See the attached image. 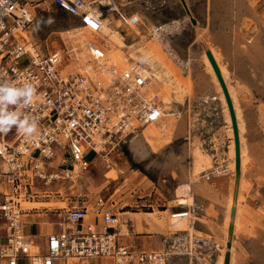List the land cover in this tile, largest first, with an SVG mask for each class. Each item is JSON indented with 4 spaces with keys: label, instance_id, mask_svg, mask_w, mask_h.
<instances>
[{
    "label": "built area",
    "instance_id": "2783aa9c",
    "mask_svg": "<svg viewBox=\"0 0 264 264\" xmlns=\"http://www.w3.org/2000/svg\"><path fill=\"white\" fill-rule=\"evenodd\" d=\"M41 7H54L93 33L101 29L102 13L115 14L123 24L127 18L117 0H0V79L34 84L37 94L22 111L38 121L39 131L31 138L16 128L0 134V159L7 157V171L0 165V183L8 187V192H0V264H72V259L101 258L112 264H168L163 252L134 251L123 245L118 217L105 208L102 198L95 201L93 221L87 222L85 205L71 207L64 211L66 226L49 234L36 252L31 249L33 238L25 232V212L18 201L27 181L58 180L57 169L48 165L58 155L66 176L76 165L86 171L90 159L85 151L99 147L104 156L119 152L139 130L135 120L144 123L159 116L136 96L147 82L140 71L124 70L103 87L84 75H62L61 55L22 41ZM88 48L94 59L105 58L103 48L94 44ZM116 98L126 102L125 114L118 113ZM182 214L178 218L186 217Z\"/></svg>",
    "mask_w": 264,
    "mask_h": 264
},
{
    "label": "rangeland",
    "instance_id": "374dc122",
    "mask_svg": "<svg viewBox=\"0 0 264 264\" xmlns=\"http://www.w3.org/2000/svg\"><path fill=\"white\" fill-rule=\"evenodd\" d=\"M188 1L189 2L187 9L191 14L190 19L186 15V12L180 0H117L120 9L125 15H127V18L135 15L136 17H139L143 24V31L140 30L141 39H138V37L130 33L128 34V32L124 31V28L120 29L123 36H125L124 38L126 46L136 47L139 46L142 41L145 44L149 43L150 41V46L151 44L156 43H163L162 45H165V42L163 41H165V39L170 40L171 35L175 34L176 31L181 30L182 27H190L195 31H197L198 29L202 30L201 35L204 37H199L201 39L198 38L199 41L196 43V47H201L200 42L204 39L206 40L208 36V24L206 20L207 0ZM248 3L255 11L257 19L249 15L244 16V21L246 22L245 25H243L245 26V29H243L242 31L244 33L242 37L247 34H252V37H257L259 34L260 38H264V0H248ZM134 6L137 7V10H134ZM130 13L133 14L131 15ZM115 19L117 20L118 18ZM255 20L258 21L256 22ZM78 25L79 24L76 22V20L67 16L65 13L59 11L54 7H41V9L37 12L34 24L28 29L26 33H24L26 34L24 41H31L38 47H41L43 50H45L46 47H52V42L57 38V34H59V32H63L71 27H75ZM122 26H124L123 23ZM155 28H158V30ZM247 29L249 31H244ZM162 45L158 47L160 49L157 52L158 54L156 53V59L157 62L167 63L166 60H168L167 57L170 53H168V50L165 49ZM169 45L170 41H168L167 46L169 47ZM108 49L112 50L113 47H108ZM59 50L60 49H54L52 50V52ZM111 50L107 51V48H105L104 52L105 54H107L108 52L110 53ZM123 51L125 52V54H127V56H130V53L127 49H124ZM165 54L167 57L165 56ZM159 55H161L162 59ZM104 63L105 61L103 59V63L100 65V67H103V65H105ZM95 65L93 67H95ZM97 68H94V70H97H95L96 73H98ZM183 76L185 77V75H182V77ZM112 78L109 81L111 84H113L114 80H112ZM170 78V82L173 83H171L173 88L175 87L176 89L177 84L176 82H174V75H171ZM172 78L174 79V81ZM243 80H238L237 82L233 80L231 82L234 83L231 84H233L232 86L236 84V86L234 87L235 96L237 97L238 103L240 102L239 108L242 114V119L244 118L243 121L245 120L244 124H246L244 125L245 133L243 134H245V143L251 156V162L246 165V170L248 173H250V180L247 182L246 188H243L242 192L243 200L241 202L242 204L240 205V211L244 207V215L242 216L241 212V216L239 218V226L236 231L237 234L232 239L234 249L233 253L234 258L237 257V252H243V254L246 255L244 250L239 245L240 236L249 235V237L254 240H257L258 237L259 240L255 241V245H252L250 255L253 257L254 264H264V89H257L261 88V85L263 86V84H261L260 82L257 83L258 87H254L251 86V84H249L248 82H244ZM241 82H243L244 84ZM110 83L107 84L110 85ZM107 84L105 86H103L102 84V86L107 87ZM183 86L185 87V84L182 85L181 92L182 89L186 91L184 92V94L182 92L181 99H171L172 105L174 106L171 107V113L177 115V117L175 118L184 117L185 120L189 119L188 125L189 129H191L192 131L191 133H182L179 135L176 134V137L174 135L172 137V140L169 141L170 144L168 143L160 146L158 150L148 153V155L144 156V158L142 159L135 158L132 150L129 148V143L131 140L129 139L126 146L119 152H112L107 156H104V153H99V157L95 158V162L97 163L93 161V163L90 164V171L87 173H81V176H78L74 173L71 180H39L33 178L32 181H27L26 190L22 191L25 198L21 200V208H23V205L25 204L24 201L33 204L37 203L41 206L44 205L48 207H40L39 210L34 209L32 211H26L25 209H23L25 211L24 215L27 214L28 216H30V218H26L30 221L26 223V227H29L30 223L33 224L32 218H34V221L36 223L35 227L40 229L43 235L56 233L66 226L63 217L65 210L71 207L85 205L90 213L89 219H91L93 217L92 211L95 208V201L98 198H102L105 208L115 213L118 217V221L120 220L119 213L122 212L140 214L128 215V218H134L135 221L136 219L139 220L140 218H142L144 228L142 233H139L140 228L137 229V226L134 224L135 222L132 223L129 221L127 223H124L128 230V236L120 237V240L124 245L134 244L139 246V244L136 242L137 239L142 236H147L151 238L152 245L153 243H155V245H158V247H160V249L152 251L165 253L166 249L164 243V233L160 234L155 229L148 228L149 221L147 219L152 218V216L142 214L153 213V217L155 219H161L163 216L168 218L170 213L186 210L185 208L187 207L182 209V207H176L172 203L176 196V190L178 188V173L180 168L178 166L166 168L164 164L167 161L168 157L171 156L175 159H179L181 162H183L184 160L186 163L183 162L181 166H184L185 164L184 167H186L190 162L188 150H190L192 144H194V148H199L203 145L204 141L205 147V102L204 100H202V98L195 99L193 90L188 87V89L186 87L184 88ZM159 95L161 97V94ZM160 97L158 99L163 102L164 98ZM159 103L160 102H157L154 105L156 111L157 109H159V107L157 106L159 105ZM176 104H180L181 106L178 107ZM185 106H187V108ZM219 112L220 111H217L218 114ZM178 114L180 115L178 116ZM158 127H160V124L158 125ZM220 128L221 132L225 131L224 133L228 135L226 125H221ZM229 137L230 136H228V138ZM230 141L231 138L229 139V142ZM215 142L221 143V139H218V141L215 140ZM230 143L229 150H231ZM229 150L226 153L222 152L221 155L218 156V163L214 165L216 167H219L220 171H226L225 166L231 160V154ZM221 151H223V149ZM203 154L204 156H206L205 151L203 152ZM100 155H102L103 157ZM58 156V160H60L61 156ZM93 156L94 155L92 154L88 159L93 160L91 159ZM261 163L263 164V166L260 168L259 166ZM204 168V170L202 169V171H200L198 174L199 178V175L202 172L201 181L205 180L204 175L210 174L214 167L211 165L208 168ZM28 185H30V187ZM0 186V188H5V186L2 184ZM194 200L195 199L193 193H191L190 202H192L193 204ZM180 205L185 206L183 203H179L177 206ZM253 206L255 207L254 209L252 208ZM188 207L189 209L190 207L194 209L192 205H188ZM166 210L168 211L163 214L162 212ZM250 210H253V212L262 219L261 224L257 226L259 227L260 231L259 236H250V233L246 228L247 226H249L250 222L244 217H250ZM194 217H198V219L194 221L195 229L198 232H194V234L205 236V238L215 241V244H213V246L209 245V249H212L210 251H218L220 249L219 252H221L224 248V240L226 239L224 235L225 230L223 231L222 227L219 225V234L213 232V238L212 235L205 234V210L202 212V215H200L199 213L197 214V211L194 212ZM188 219L189 218L183 220L184 224L180 227L182 231L186 233V227L189 224ZM225 234H227L228 236V228ZM188 235L189 234L187 233L186 237H188ZM36 242L40 244L37 245V248L40 249L44 242L38 238L37 240H35V243ZM216 243H218L219 245L218 248L215 247ZM200 245L201 244L197 240H194L193 246H189V248H187L190 251L189 253H191L187 257H194V259H196L200 256V253L205 254V247L202 248L200 247ZM175 257L177 256H171L170 259L172 260V258ZM203 257H205V255ZM72 261L73 260H71V262ZM83 261L88 262V260Z\"/></svg>",
    "mask_w": 264,
    "mask_h": 264
},
{
    "label": "bare ground",
    "instance_id": "6f19581e",
    "mask_svg": "<svg viewBox=\"0 0 264 264\" xmlns=\"http://www.w3.org/2000/svg\"><path fill=\"white\" fill-rule=\"evenodd\" d=\"M180 1L186 12V15L190 19L191 14L189 13L187 9L189 1L188 0H180ZM135 9L137 10V7H135L134 10ZM206 9H207L206 20L208 24V33H207L208 36L206 40L204 39L200 42L202 51L199 56L194 57V61H195L194 66L201 68L203 77L205 76V79H207L206 81H204L202 78V80L206 82L205 84H207V85L204 84L205 86H202V87L206 88L205 92L207 91L206 93L209 96L211 95V99L208 98V101L206 100L205 101L207 103H217L218 106L221 107L223 121H224V124L226 125L228 136H230L229 139L231 138V141H230L231 150H229L231 154V160L228 166L230 170L229 171L230 177H229V182H228L229 187L227 186L228 187V190H227L228 197L225 203V217H224V223H223L225 225L224 226L225 230L228 228V236L227 234L225 235L226 236L225 247L221 251V254L218 256L216 264H224V259H225L226 254H229V264H234V253H233L234 249H233L232 239L233 237L236 236L237 234L236 231L239 226V218L241 216L240 205L242 204L241 202L243 200L242 199L243 198L242 187L245 181L246 165H248V163L251 162V156L249 154L248 148L245 143V139H244L245 134H243L245 133L244 132L245 131L244 125H246L244 124L245 120L243 121L244 118L242 119V114L239 108L240 102L238 103L237 97L235 96L234 87L236 86V84L232 86L233 84L231 83H234V82H231V81L234 80L237 82L238 80L244 79L243 80L244 82L246 81L249 84H251V86H254V87H258L257 83L260 82L261 84H263V86L261 85L260 86L261 88H257V89H260V90L264 89V38L261 37L262 38L261 39L259 37V34L257 37H252L251 36L252 34H247L244 37H242V35L244 34L242 31L243 29H245V26L243 25H245V22H246L244 21V16L249 15L257 19L256 13L249 5L248 0H207ZM115 18H118L116 17L115 14H108V15L105 14L104 15L102 13V18L100 19L101 29L99 32L93 33L79 24L78 26L71 27L68 30H65L63 32H59V34H57V38L55 40L53 39L54 41L52 42V45H51L52 47H46V48L49 51H51L50 53H58L59 55H61L62 62L59 65V72L62 75H72V76H75L78 74L84 75L85 77H89L88 79H93V81L99 85L103 84V86H105L107 83H110L109 81L111 80L112 77H113L112 78L113 80L116 74H120L124 70L130 69L132 71L133 70L140 71L145 76V78L147 79L146 85L136 92V96L139 97L141 101H143V105L153 108L154 111L159 116L155 120L149 121L148 123L145 121L144 123H147L146 125H143L144 123L142 124L136 120L133 123L134 125L139 127V130L136 131L133 136H131L132 138L129 143V148L132 150L135 158L142 159L144 158V156H147L148 153L152 151L155 152L156 150H158L160 146H163L164 144H168L169 141L172 140V137L174 135L176 137L177 135L181 134V130H180L181 124H176L174 121V118L177 117V115L167 110V108L163 105L164 102H161L158 98L160 97L159 92L161 91V89H164V93L161 95L160 98H164V96L166 95L168 96L170 91L175 90V87L173 88L172 86L173 83L168 81L171 75H174L175 81L173 78L172 79L177 84L176 90H181L182 85H183V83L181 82V78L183 74L181 76L180 74L181 72L185 70L181 71L182 64L179 62L178 63L180 67H177V68L174 67L177 64L175 65V62L173 61H172L173 62L172 64L171 62L172 56L168 55L167 57L166 54L165 56L168 59L166 60L167 63L157 62L156 53L160 49L158 47H160V45H162L163 43L162 44H157V43L151 44L150 46L149 44L151 43L150 41L149 43H146V44L142 41L139 46H136L135 44L137 43H135L134 45L136 47H131V46L127 47L125 44V38H124L125 36H123L120 29L124 28V31L128 32V34L130 33L138 37V39L139 38L141 39L140 30L143 31L142 21L139 19V17L132 15L130 18H126V23L124 24V26H122V23L119 20V18L117 20ZM244 31L247 32L249 30L247 29ZM24 33L26 32H23L20 38L22 41H24V38L26 37V34ZM154 42H157V41H154ZM90 44H94L97 47H102L103 50L107 48V51L111 50V49H108V47H113L110 53L108 52L107 54H105V58H104L105 65H103V67H100V65L103 63V60H96L91 55L89 48H88ZM166 44L167 43H165V45H162V46L168 50L169 47L167 46L168 44L167 45ZM54 49L56 50L60 49V50L52 52V50ZM124 49H127L129 51L130 56H127V54H125V52L123 51ZM207 52L210 53L219 71L220 78L227 90L229 99L231 101L235 120H236L238 139H239V157H240V169H239L238 177L235 176L236 175L235 174V147H234V142H233V127L231 123V117H230L226 97H225L223 88L221 86V82L219 81V78L217 77L215 73V69L213 65L211 64V61L207 57V54H206ZM159 56L161 58V55ZM93 64L94 65L96 64L95 65L96 68L98 67L97 68L98 73H96L97 71L96 69H95L96 71L94 70L95 67H93L94 66ZM190 71L191 70L186 68L187 74L191 73ZM201 71H199L198 73H200ZM200 77H202V75H200ZM189 85H185V87L190 88ZM108 86L109 85L107 84V87ZM182 91H184V89H182ZM201 91L202 90H200V92ZM157 102H160L159 104H162V105L156 104L160 109V110L157 109L156 111V109L154 108V105ZM115 103L118 108V113L125 114V111L127 110L126 108L128 107L126 102L122 98H116ZM179 115L180 114H178V116ZM218 115L219 114H217V116ZM159 124H160V127H158ZM9 145L13 147L12 142H10ZM191 147H190V150H188L189 156H190V162L188 163V170H189L188 172L186 170L187 167H184L185 164L184 166H181V164L185 162L184 160L183 162H181L179 159H175L171 157L170 155L168 159L166 158L167 161L164 164L166 168L175 167V166H178L180 168L179 173H178L179 174V177H178L179 178V183H178L179 190H181L182 192H185V188H187L189 190V193H191L190 190L192 186L194 189L198 190L199 184L195 183L198 177V174L200 171H202L204 167H208L207 158L206 156H204L203 151L198 147L194 148V144H192ZM95 153H98V154L100 153L99 147H96L94 150L89 149V151H85L84 155L88 157V156H91L92 154L94 155ZM25 154L29 155L28 153H25ZM91 159H94V157H92ZM90 161H92L93 163V161L95 162V159L90 160ZM37 162H38V165L42 164L41 159H37ZM63 164H64L63 159L61 158L60 160H58V157L52 159L48 163L49 166L53 167L54 169H57L55 170V172L58 177V181H62L65 179L71 180L74 173L77 174L78 176H81V173H85V172L87 173L90 171V166H89V169H87L86 171H81L79 167L76 165L74 167V170L68 176H66V170L63 169L62 167ZM0 165H1V168L3 167L2 168V170L4 169L3 171H7V168H6L7 167V157H5V160L0 159ZM62 171L65 174L63 175L64 176L63 178L61 177ZM203 191L202 193L204 194ZM2 192H8V187L4 188ZM182 196H183V193H182ZM22 199H24V194H22L20 199H18V201L20 202V206L22 205L21 204ZM24 203L25 204L23 205V208L21 209L22 210L25 209L26 211L40 209V207L42 208L48 207L44 205L41 206L37 203L33 204V203H27L25 201ZM185 209L186 210L171 213L169 215L168 217L169 231L175 230L178 224L187 218V214L189 213V210H188L189 207ZM192 210L194 211L193 208ZM232 210L234 212L233 215H231ZM94 212H95V208L92 211L93 217L91 219H89L90 213L88 212V215L86 218L87 222L93 221V218L95 216ZM179 213H183L182 215L183 216L186 215V217L178 218V216H180ZM127 214L129 215V213H119V217H120L119 235L122 237L128 236V230H127L126 225L124 224L127 221H129V220L126 221V218H125ZM24 218H25V215L23 219ZM190 224H191L190 237H192L194 240H198L199 242H203L202 238H200L199 236L196 237L194 234L195 232L194 221L193 222L191 221ZM31 249L34 252L37 251V248L35 245H33ZM172 250H173V247H171L169 250H166L165 252L168 259L174 255L173 254L174 252Z\"/></svg>",
    "mask_w": 264,
    "mask_h": 264
},
{
    "label": "crops",
    "instance_id": "0c3cea01",
    "mask_svg": "<svg viewBox=\"0 0 264 264\" xmlns=\"http://www.w3.org/2000/svg\"><path fill=\"white\" fill-rule=\"evenodd\" d=\"M130 14H132V13H130ZM74 20H76V19H74ZM173 21H176V20H173ZM179 21H181V20H179ZM76 22H77V20H76ZM155 29L158 30V28H155ZM201 32H202V30H199V29L197 31H195L194 29H192L190 27H182L181 30L176 31L175 34L171 35L170 40L165 39L166 41H164L167 44H168V41H170V45H169V49H168V53H170V54H168V55H170V56H172V58H174V59L171 58V62L173 61V62H175V65L177 64L176 66H174V65L173 66L176 68L180 67L179 63H181L182 64L181 71L185 70L184 73L183 72L181 73L183 75L186 74L185 77L183 76L181 78V82L185 85L190 84L189 86H190V89H192L194 94H195V97H196L195 99L202 98V100H204V102L206 104L205 105V113H206L205 114V147H204V141H203V145L199 148L203 152L205 151V155H206L207 163H208V164L206 163L207 166L210 167L212 165L214 167L210 174L204 175V177H205L204 181H201L202 172L199 175V178L197 177L195 183L199 184L198 190L194 189L193 186L191 187L190 192L193 193V196L196 195L194 197L195 200H194L193 204H192V202H190L191 193H189V190L187 188H185V192H182L181 190H179V186L176 190L177 194H176V196L172 202L173 205H175L176 207H182V209L185 207H188V205H190V206L192 205L194 207V211L192 210V207H190V209H188L189 210V213H188L189 217L187 215V218H189L188 219L189 224L186 227L187 233L189 234L188 237H186L187 233L182 231V229L180 228L184 224V221L183 222L181 221L178 224V226L175 228V230L169 231V229H168L169 219L168 218L163 216L161 219H155L153 217V215H154L153 213L142 214V215L152 216V218L147 219L149 221L148 228H153L160 234L164 233V235H165V241H164L165 249L169 250L171 247H173V250H172L174 252L173 256H177V257L172 258V260L169 258L168 264H216L217 258L221 254V252H219L220 249L218 251H210L212 249H209L210 248L209 245L213 246V244H215V241H212L208 238H205V236H199V235L195 234L196 237L199 236L200 238L203 239V242H199L198 240L197 241L201 244L200 247H202V248L205 247V254L200 253V256L198 258L195 257L196 259H194V257H192V258L187 257L188 255L191 254V253H189L190 251L187 248H189V246L192 247L194 244V239L192 237H190V227H191L190 223H191V221L193 222V221H196V219H198V217L197 218L194 217V212L197 211V214L199 213L200 215H202V212L205 210V234L212 235L214 238V233L219 232L218 231L219 225L222 227L223 231L225 230V227H224L225 225L223 223H224V217H225V203H226L227 197H228V191L227 190L229 187L228 182H229V177H230V174H229L230 170L228 168V164H230V163H228L225 166L226 171H220L219 167H216L214 165L218 163V156L221 155L222 152L223 153L228 152L230 142H229L228 135H226L224 133L225 131L221 132V130H220L221 125H223V126L225 125L224 121H223V117H222L221 107L218 106L217 103H207L206 102V101H208V98L211 99V95L209 96L206 93L207 91L205 92L206 88L202 87V86L207 85V84H205L206 82H204L207 79H205V76L203 77V73L201 71L202 69L198 68L197 66H194V64H195L194 63L195 62L194 57L199 56L201 51H202V47H196V43L198 42L197 41L198 37H202V38L204 37L201 35L202 34ZM47 51L50 53V51L48 49H47ZM173 62H172V64H173ZM192 62H193V64H192ZM193 67L195 69L197 68L196 69L197 71ZM186 68L191 70L190 71L191 73L187 74ZM199 71H201L200 72L201 74L198 73ZM181 74H180V76H181ZM200 75H202V77H200ZM196 76H197V78H196ZM202 78L204 81L202 80ZM170 79H168V81H170ZM201 80H202V82H201ZM199 82H201V83H199ZM197 87H199V88H197ZM200 90H202V91L200 92ZM182 92L184 94V91H182ZM182 92H181V90L175 89V90L170 91L168 96L167 95L164 96L165 100L163 101L164 102L163 105L167 108V110L171 111V107H174L172 105L171 99L174 98L175 100H180L182 97ZM159 93L162 95L164 93V89H161V91ZM203 97H204V99H203ZM205 98H207V99H205ZM159 105H162V104H159ZM177 106L180 107L181 105L178 104ZM182 106H184V105H182ZM185 107L187 108V106H185ZM217 111H220L218 116H217V114H218ZM174 121L176 124H181L180 125L181 134L182 133L188 134L189 132L191 133V129H189L187 119L185 120L184 117H179L177 119L174 118ZM147 123H144V124L142 123V124L146 125ZM218 139H221V143L215 142V140L218 141ZM222 149H223V151H221ZM89 157L90 156H88V158ZM91 163H92V161H90V164ZM262 166H263V164L261 163L259 167L261 168ZM186 167H187L186 170L188 172L189 171L188 165ZM249 175H250V173H248L246 170L245 181H244V185L242 187V192H243V188H246L247 182L250 180ZM226 177L228 180L226 179ZM3 190H4L3 188H0V192ZM202 191L204 192V194L202 193ZM182 193H183V196H182ZM187 194H189V195H187ZM179 203H183L185 206H182V205L177 206ZM252 205H250V206H252ZM252 208L254 209L255 207L253 206ZM243 209H244V207H243ZM243 209L241 210L242 216L244 215ZM35 210H39V209H35ZM30 211H32V210H30ZM167 211L168 210L163 211L162 213L165 214ZM122 213H129V215H140V214H135V213L133 214L130 212H122ZM27 216L28 215L25 214V218H24L25 232L33 238L32 246L35 245L37 248L38 247L37 245H40V244L38 242L35 243V240H37V238H38L45 243L46 238L49 234L43 235L41 230L35 227L36 223L34 221V218H32L33 224L30 223L29 227H26L27 226L26 223L30 222L29 220L26 219V218H30V216H28V217ZM126 216H125L126 221L129 220L132 223L135 222L134 224L137 226V229L140 228L139 233H142L144 230L142 218H140L139 220L136 219V221H135L134 218H128V214ZM244 218L250 222L249 226L246 227L250 233V236L251 235L259 236L260 231H259V227H257V226H259L261 224V221H262L261 217L256 215L253 212V210H250V217L247 218L245 216ZM129 221H127V222H129ZM194 228H195V224H194ZM226 231H227V229L224 232L226 233ZM196 232H198V231L195 229V233ZM225 233H224V235H226ZM258 240H259L258 237H257V240H254V239H251L249 237V235L240 236V240H239L240 244L239 245L244 250L246 255H244L243 252H237V257L234 258V264H254L253 257L250 255V253H251L252 245L253 244L255 245V241H258ZM136 242L139 244V246L134 245V244L125 245V246L131 247L132 249H134V251H147L148 252V251L160 249V247H158V245H155V243H153V245H152L151 244V238L147 237V236L139 237ZM44 243L42 244L41 248L43 247ZM146 243H148V244H146ZM215 247L216 248L219 247L218 243H216ZM224 247H225V240H224ZM142 249H145V250H142ZM37 250H38V248H37ZM154 252H156V251H154ZM204 255H205V257H203ZM203 261H205V262H203ZM72 263L73 264H112V261L110 259H106V258L94 259V260H90V261L88 260V262H85L83 260L73 259Z\"/></svg>",
    "mask_w": 264,
    "mask_h": 264
},
{
    "label": "clouds",
    "instance_id": "9594fccd",
    "mask_svg": "<svg viewBox=\"0 0 264 264\" xmlns=\"http://www.w3.org/2000/svg\"><path fill=\"white\" fill-rule=\"evenodd\" d=\"M36 94L37 89L31 81L17 84L0 79V134L16 128L27 138L39 135L38 121L22 111L32 104Z\"/></svg>",
    "mask_w": 264,
    "mask_h": 264
},
{
    "label": "water",
    "instance_id": "95a60500",
    "mask_svg": "<svg viewBox=\"0 0 264 264\" xmlns=\"http://www.w3.org/2000/svg\"><path fill=\"white\" fill-rule=\"evenodd\" d=\"M207 57L209 58V60L211 61V64L213 65L214 69H215V73L217 75V77L219 78V81L221 82V86L223 88L225 97H226V101H227V105H228V109H229V113H230V117H231V123H232V127H233V138H234V147H235V176L238 177L239 175V169H240V157H239V139H238V131H237V126H236V120H235V116H234V112H233V108H232V104L231 101L229 99L227 90L220 78V74L219 71L210 55L209 52L206 53ZM233 210L231 211V215H233ZM224 264H229V254L225 255V259H224Z\"/></svg>",
    "mask_w": 264,
    "mask_h": 264
}]
</instances>
